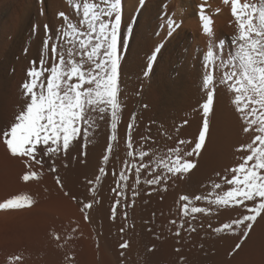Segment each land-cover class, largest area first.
<instances>
[{
	"label": "bare ground",
	"instance_id": "obj_1",
	"mask_svg": "<svg viewBox=\"0 0 264 264\" xmlns=\"http://www.w3.org/2000/svg\"><path fill=\"white\" fill-rule=\"evenodd\" d=\"M201 2L146 0L141 8L138 0H123L121 31L127 47L122 52L121 82L127 107L119 126L121 142L110 155L106 166L108 175L102 176L99 182H95V177L99 175L109 134L104 122H100L87 148L82 149L83 141L78 142L66 155L61 153L51 160L44 157L43 166L31 163L30 168L26 167V158L11 156L0 140V203L14 196L27 197L31 201L30 206L0 210V264H9V257L14 255L23 257L15 264H70L61 248L63 236L56 239L62 234L81 245L89 264H264V218H257L240 249H235L241 241L240 229L235 234L213 231L223 223L248 214L243 206L219 208L203 201L196 202L199 207H211V214L197 213L194 220L191 216L184 217V227L179 228V196L211 191L209 181L219 182L216 173L223 174L227 167L238 163L236 157L243 153L235 149L249 142L253 135L242 131L239 114L231 103L232 94L223 87L216 93L205 147L199 156L191 158L196 161V168L182 179L173 177L166 185L143 183L151 178L144 173L141 183L135 186L139 192L135 197L129 187L124 188L123 196L112 191L119 180L113 172L119 173L123 161L129 159L123 137L132 112L138 114V128L133 133L136 140L148 126L161 147L174 146L177 139L194 140L198 135L202 124L198 105L204 99L200 91V61L205 37L196 15V6ZM208 4L213 12L217 7L222 9L213 17L217 38L233 34L235 24L230 23L233 20L230 6L223 5L222 0H208ZM60 10L69 11L65 0H44L43 3L40 0H0V128L13 122L17 106L24 99L21 84L29 61L40 54L43 25L47 23L54 31ZM166 13L182 16V28L167 39L150 77L144 78L142 71L148 57L166 34L160 27ZM128 24L132 25L131 33L127 31ZM33 25L39 26L36 34H33ZM25 48H28L27 54ZM145 104L147 108L143 107ZM184 119L189 123L177 133L174 128ZM153 121L155 123H151ZM161 128L168 130L173 139L161 136ZM82 151L87 154L82 155ZM53 161L55 172L50 170ZM29 171L37 172L39 179L25 182L22 177ZM90 180L94 183L89 184ZM134 180V175L129 173V180L120 183L132 185ZM116 200L121 203L116 205L113 219L112 206ZM81 202H92L93 206L85 213L81 211ZM173 219L177 220V225L170 223ZM189 221L195 232L189 230ZM177 230L179 236L175 235ZM33 231L41 234L40 240L30 239ZM47 233L50 238L46 237ZM124 241L129 246L121 249L119 245Z\"/></svg>",
	"mask_w": 264,
	"mask_h": 264
},
{
	"label": "snow or ice",
	"instance_id": "obj_2",
	"mask_svg": "<svg viewBox=\"0 0 264 264\" xmlns=\"http://www.w3.org/2000/svg\"><path fill=\"white\" fill-rule=\"evenodd\" d=\"M40 2L43 3L44 0ZM145 2L146 0H138L141 8ZM65 3L69 11H58L59 23L55 30L50 29L47 23L43 25L44 37L40 54L37 59L29 61L21 84L23 102L17 106L13 122L0 128V140L11 156L26 158V167L30 168L31 163L43 166L44 157L51 160L61 153L66 155L78 142L83 141L80 147L87 148L100 122H104L108 125L109 134L98 169L99 175L95 177V182H99L102 176L108 175L106 166L110 155L121 142L119 126L127 107L125 88L121 82L122 52L127 47V40L121 31L123 0H65ZM222 4L230 6L233 18L230 23L235 24V31L230 36L222 35L219 39L213 17L222 9L217 7L214 12L211 11L208 0H202L196 6L199 27L205 37L200 61V91L204 99L198 105L202 116L198 135L194 140L177 139L174 146L161 147L148 126L145 133L136 140L133 133L138 128V114L132 112L123 137L126 157L129 159L123 161L119 173L113 172L114 176H119V180L117 188L112 191L123 196L124 188L129 187L135 197L139 195L135 186L141 183L144 173L151 178L143 183L166 185L173 177L182 179L196 168V161L191 158L199 156L205 147L210 135V119L214 115L216 93L223 87L232 94L231 103L239 114L242 131L253 135L249 142L240 144L235 149L237 153H243L236 157L238 163L227 167L223 174L217 172L219 182L209 181L211 191L206 194L179 196V228L184 227V217L191 216L194 220L197 213L211 214V207H199L196 202L203 201L219 208L243 206L248 214L213 228L216 233L229 231L233 234L240 229L241 241L235 245V249H240L257 218H264V0H222ZM41 14H44L43 9ZM182 24L183 17L179 14H164L160 27L166 34L152 49L142 71L144 78L150 77L167 39L173 37L182 28ZM38 29V25H33V34ZM127 31L132 32L131 24L127 25ZM156 35L159 36L160 33L157 32ZM24 52L27 54L28 48ZM143 107L147 108L148 105ZM188 123L184 119L174 130L178 133ZM160 135L173 139L168 130L163 128ZM81 154L87 153L82 151ZM50 170L56 171L54 161ZM129 173L134 175V183L121 184V181L129 180ZM22 179L27 182L39 179V175L35 171H29ZM57 183L60 184L59 177ZM88 183L92 184L94 181L90 180ZM81 203V211L85 213L93 206L92 202ZM120 203V200H116L112 206L113 219L117 211L116 205ZM30 205L29 198L14 196L0 203V210ZM84 218L89 219L87 214ZM170 223L177 225V220L173 219ZM188 228L192 232L196 231L190 221ZM120 231L123 232L124 229L121 228ZM175 235L179 236L180 231L177 230ZM128 246L127 241L119 245L121 249ZM120 255L124 256V253L121 252ZM22 259L21 255L11 256L9 264Z\"/></svg>",
	"mask_w": 264,
	"mask_h": 264
},
{
	"label": "rangeland",
	"instance_id": "obj_3",
	"mask_svg": "<svg viewBox=\"0 0 264 264\" xmlns=\"http://www.w3.org/2000/svg\"><path fill=\"white\" fill-rule=\"evenodd\" d=\"M31 233H33V234H31ZM30 233V239L31 238H33L34 240H38L39 238H41V234L39 235V233L38 232H36V231H33V232H31ZM43 236V235H42ZM63 236V237H62ZM68 237L67 235H60L59 236V239L61 238V239H63L64 238V240H61V241H63L62 242V244H61V248L63 249H61L62 251H63V253L69 258V260L71 261L70 262V264H77V263H79V264H87L88 262V259H87V256H86V253L84 252V250H83V248L81 247V245L80 244H78L77 242H75L71 237L69 238H66V237ZM46 237L47 238H50V235H48V233L46 234ZM40 240V239H39ZM35 245H37V243L35 244ZM39 245V244H38ZM63 245H64V248H63ZM78 245V246H77ZM77 246V247H76ZM78 247H80V248H82V252L80 251L81 249L80 248H78ZM68 248V249H67ZM72 250H73V253H72ZM83 253V254H82ZM69 255V256H68ZM85 255V256H84ZM75 258V259H74ZM77 262H76V261ZM75 261V262H74ZM32 264V263H31ZM67 264H69V263H67ZM89 264V263H88Z\"/></svg>",
	"mask_w": 264,
	"mask_h": 264
}]
</instances>
